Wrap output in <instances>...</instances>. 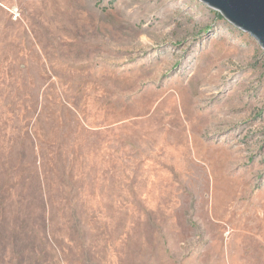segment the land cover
<instances>
[{"label":"rangeland","instance_id":"374dc122","mask_svg":"<svg viewBox=\"0 0 264 264\" xmlns=\"http://www.w3.org/2000/svg\"><path fill=\"white\" fill-rule=\"evenodd\" d=\"M219 14L0 0V264H264V50Z\"/></svg>","mask_w":264,"mask_h":264},{"label":"water","instance_id":"95a60500","mask_svg":"<svg viewBox=\"0 0 264 264\" xmlns=\"http://www.w3.org/2000/svg\"><path fill=\"white\" fill-rule=\"evenodd\" d=\"M248 33L264 50V0H199Z\"/></svg>","mask_w":264,"mask_h":264},{"label":"trees","instance_id":"16d2710c","mask_svg":"<svg viewBox=\"0 0 264 264\" xmlns=\"http://www.w3.org/2000/svg\"><path fill=\"white\" fill-rule=\"evenodd\" d=\"M221 16V14H219Z\"/></svg>","mask_w":264,"mask_h":264},{"label":"bare ground","instance_id":"6f19581e","mask_svg":"<svg viewBox=\"0 0 264 264\" xmlns=\"http://www.w3.org/2000/svg\"><path fill=\"white\" fill-rule=\"evenodd\" d=\"M15 13V12H14Z\"/></svg>","mask_w":264,"mask_h":264}]
</instances>
